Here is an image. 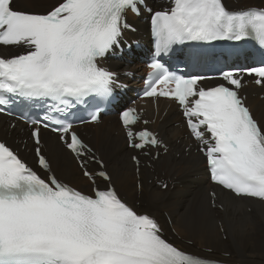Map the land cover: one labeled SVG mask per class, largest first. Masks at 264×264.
Here are the masks:
<instances>
[{"label":"snow or ice","instance_id":"obj_1","mask_svg":"<svg viewBox=\"0 0 264 264\" xmlns=\"http://www.w3.org/2000/svg\"><path fill=\"white\" fill-rule=\"evenodd\" d=\"M141 9L149 13L153 45L142 99L179 105L213 185L236 199L264 202V113L258 117L243 94L249 82L264 90V63L209 77L177 74L161 61L178 46L252 41L264 49V0H168L156 11L146 0H55L46 6L0 0V114L14 115L11 105L38 110L36 118L23 111L19 117L30 129L27 139L15 145L0 140V264H221L167 238L148 210L125 199L104 160L76 131L77 110L88 112L80 123H100L118 79L105 61L121 47L125 31L135 30L129 12L140 15ZM208 80L218 82L205 86ZM142 111L123 108L120 126L130 149L156 160L168 145ZM42 129L71 156L84 188L57 174ZM131 160L139 173V156ZM216 196L209 193L210 208L217 207Z\"/></svg>","mask_w":264,"mask_h":264},{"label":"bare ground","instance_id":"obj_2","mask_svg":"<svg viewBox=\"0 0 264 264\" xmlns=\"http://www.w3.org/2000/svg\"><path fill=\"white\" fill-rule=\"evenodd\" d=\"M147 1L156 7L162 0ZM19 2L31 3V0ZM230 2L234 5L237 0ZM240 2L259 4L260 0ZM129 16L135 20L131 14ZM249 94L248 103L259 117L264 113V100ZM179 119L174 106L170 105L164 117L155 121L153 127L159 130L170 148L167 153H160L158 159H148V168L144 166L140 169L139 184L143 185L142 190L136 187L137 178L130 159L133 150L126 146L123 134L118 131L117 121L103 117L99 124L86 129L91 135L89 141L103 158L117 189L129 203H137L138 208L142 206L154 215L167 235L172 234L170 229H175V242L207 257L228 252L227 260L264 264V202L251 198L236 199L227 191L216 188V201L221 208H210L208 189L213 185L207 180L205 165L199 154L192 149L187 150L186 154L180 145L185 131L174 124ZM43 136L57 174L75 185L84 184L75 162L58 145L56 137L48 133ZM160 180L167 182V190L159 189L157 181ZM164 214L169 217L170 226ZM187 239L191 244L186 243ZM207 249L211 251L207 252Z\"/></svg>","mask_w":264,"mask_h":264},{"label":"rangeland","instance_id":"obj_3","mask_svg":"<svg viewBox=\"0 0 264 264\" xmlns=\"http://www.w3.org/2000/svg\"><path fill=\"white\" fill-rule=\"evenodd\" d=\"M41 2H42L43 5H45V4L48 5L49 3H50V4H51V3H54L55 0H54V1H53V0H50V1H49V0H41ZM46 5H45V6H46ZM174 124H176V123L174 122ZM148 167H149V166H147V168H148ZM150 171H151V170H150ZM158 187H159V186H158ZM159 189H160V190H163V189H161L160 187H159ZM164 215H165V214H164ZM165 218H166V216H165ZM166 220H167V219H166ZM170 232H171V229H170ZM175 234H176V233H175ZM187 240H188V239H187ZM186 242H187V241H186ZM187 243L190 244L191 241L188 240ZM214 256H215V255H213V257H214ZM220 256H221V253H220ZM248 264H249V263H248Z\"/></svg>","mask_w":264,"mask_h":264}]
</instances>
